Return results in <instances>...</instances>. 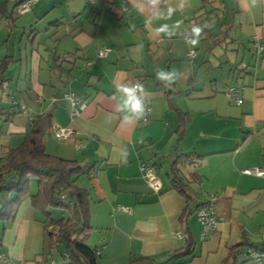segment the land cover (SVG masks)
Here are the masks:
<instances>
[{"label":"crops","instance_id":"crops-1","mask_svg":"<svg viewBox=\"0 0 264 264\" xmlns=\"http://www.w3.org/2000/svg\"><path fill=\"white\" fill-rule=\"evenodd\" d=\"M22 1L0 0V64L5 62L0 109H25L2 124L0 154L20 143L34 116L50 113L52 127L74 129L66 140L46 138L44 150L83 167L78 185L88 194L91 229L82 240L99 251L96 264H128L142 257L156 264L229 263L230 250L243 237L264 250V175L245 173L264 170V0L256 5L252 0H159L155 7L147 0H36L19 14ZM203 10L228 22L230 42L211 52H205L208 40L201 41V34L193 47L192 28L207 25ZM156 12L162 18L152 19ZM163 24L170 36L156 31ZM131 39L146 45L143 57L126 53L130 46L138 49ZM254 39L262 45L258 55L250 49ZM96 44L110 52L91 66L87 61ZM165 47L176 50L166 60L158 53ZM151 48L155 53L149 56ZM217 48L232 56L215 55ZM198 50L200 68L191 62ZM60 53L71 54V61L60 60ZM178 60L189 61L186 74L168 88L156 72L172 70ZM125 84H141L147 91L137 93L149 109L145 122H125L118 112L126 97L117 88ZM228 87L238 90L239 106L227 96ZM69 91L85 104L73 118L65 99ZM182 155L200 157L194 168H183L198 177L188 211L170 183V166ZM141 164L154 169L158 192L143 179ZM208 199L217 224L203 238L195 211ZM188 242L190 254L168 261ZM51 257L43 219L27 197L10 219L0 221V264H45ZM235 264L249 263L240 258Z\"/></svg>","mask_w":264,"mask_h":264},{"label":"trees","instance_id":"trees-1","mask_svg":"<svg viewBox=\"0 0 264 264\" xmlns=\"http://www.w3.org/2000/svg\"><path fill=\"white\" fill-rule=\"evenodd\" d=\"M212 2L209 1V3ZM212 13L213 10H203L200 13L202 22L207 24L201 26L203 31L200 33L201 41L208 40L205 52H211L221 43L230 42L228 22L223 23L222 15ZM4 66L5 62H1L0 93L3 90L1 74ZM22 107L18 106L19 110L13 113H3L0 109V133L2 124L9 122L15 114L23 112ZM51 120L50 113L30 118L28 129L22 134L20 143L16 147L7 148L2 154L3 157L0 160L4 162L0 166V221L10 219L21 202L28 197L31 207L38 212L45 224L50 254L53 251L58 253V249L62 248L63 253L58 254L63 264L66 262L67 264H96L100 253L97 254V249H90L82 240L91 229L88 194L82 186L78 185L80 176L85 172L77 161L51 155L44 150L45 139L51 136L53 128ZM182 131V119H180L176 131L178 139L182 136ZM198 158L200 157L178 156L170 166L171 187L184 197L186 211L193 199L194 191L191 185L197 183L198 177L195 171L184 172L183 168L186 166L194 168L198 164ZM91 170L92 167L88 174ZM32 183L35 185L34 194L30 192ZM204 202L200 203L197 209ZM53 210H59L60 216L52 217ZM191 247V243H186V246L174 252L168 261H176L190 254ZM247 248L252 246L243 237L242 241L230 250L229 263L225 261L222 264H235L240 258L245 260L242 254ZM64 256L67 259L62 261ZM128 264L156 263L150 258L142 257L132 259ZM159 264H168V262Z\"/></svg>","mask_w":264,"mask_h":264},{"label":"built area","instance_id":"built-area-1","mask_svg":"<svg viewBox=\"0 0 264 264\" xmlns=\"http://www.w3.org/2000/svg\"><path fill=\"white\" fill-rule=\"evenodd\" d=\"M36 0H25L20 3L17 7V12L19 14H24L29 11L31 5ZM89 3H93L94 0H88ZM250 48L254 52V54L258 55L262 50V45L258 43L255 39L251 41ZM108 50L98 51L96 57L98 59H103L107 56ZM189 59L195 57V51L190 50L187 54ZM138 93V92H137ZM226 94L229 98L234 102L235 105L239 106L242 102L238 90L235 87H228L226 89ZM65 99L68 101L70 106V116L73 118L79 114L85 107V104L80 101V99L71 92L65 93ZM23 112L25 109L22 107ZM146 116L141 119L143 122L147 120V113L149 109L146 107ZM75 134V131L72 127H53L51 131V135L55 140L62 141L71 138ZM140 171L143 179L146 181L149 188L154 191L158 192L161 189V182L159 178L155 175L154 169L151 166L146 164L140 165ZM245 173H256L259 176L264 175V170H247ZM196 217L201 227V235L203 238L208 237L215 229L217 224V217L213 210V202L212 200L208 199L206 202L203 203L196 211ZM99 251L97 250V254ZM243 258L245 257L246 263L249 264H264V250H257L254 248H247L244 250L242 254ZM66 256L62 258V261L66 260ZM6 262V261H4ZM45 264H55V262L49 259Z\"/></svg>","mask_w":264,"mask_h":264},{"label":"clouds","instance_id":"clouds-1","mask_svg":"<svg viewBox=\"0 0 264 264\" xmlns=\"http://www.w3.org/2000/svg\"><path fill=\"white\" fill-rule=\"evenodd\" d=\"M147 3L155 7L159 0H147ZM253 5L257 4V0H252ZM169 10V15L171 14ZM162 15L158 12L153 14L152 19H160ZM151 23V20H149ZM158 33H166L169 36L171 33H168V26L166 24L161 25L157 30ZM203 31L201 27H193L192 32L197 37L193 40V47L196 46L199 42L200 33ZM182 73L176 69L172 70H157L156 79L163 82L166 87L171 88L172 85L182 77ZM117 92L123 94L126 99L123 100V103L117 108L118 112L121 113L122 119L125 122L131 123L135 120L143 119L146 116V105L137 95V92L147 93L141 84H125L117 88ZM67 264V262H66Z\"/></svg>","mask_w":264,"mask_h":264},{"label":"rangeland","instance_id":"rangeland-1","mask_svg":"<svg viewBox=\"0 0 264 264\" xmlns=\"http://www.w3.org/2000/svg\"><path fill=\"white\" fill-rule=\"evenodd\" d=\"M121 27V29H123L122 28V26H120ZM120 34L121 33H119V34H117V35H115L114 34V37H115V39L117 40V39H119V37L118 36H120ZM111 35V33H109L108 35H107V37H109ZM194 35V34H193ZM195 36V35H194ZM133 38V37H132ZM130 42V41H129ZM131 42H135V44L136 45H138V49H137V46H130L129 48H125V50H127V52L126 53H132L131 51H133L134 53H140V55H141V57H143V53H145L144 52V49H145V44L141 41V40H139V39H136V40H134V39H131ZM176 43H178V42H176ZM175 43V44H176ZM182 43V42H181ZM115 44V43H114ZM180 45V44H179ZM96 51H95V53H92L91 55H90V60H88L87 62L89 63V65H91V66H93V65H99L98 63L102 60V59H98L97 57H96V54L98 53V51H102V50H105V49H107L108 50V52H110V49L109 48H107V47H105L104 45H97L96 44ZM132 47V48H131ZM131 48V49H130ZM229 48H231V47H228V50H229ZM67 50V49H66ZM136 50V51H135ZM174 53L176 52V50H172ZM171 50H168L167 49V47H165V51H161V52H158V53H161V54H163L164 56H165V58H164V60H166V59H168L169 58V56H171L170 55V53H173ZM198 54H199V56L197 57V59L196 60H191V62L192 61H194V65L197 67V68H200V67H202V66H200V59H201V57H203V56H201V54L200 53H203L202 51H200V50H198V51H196ZM73 53V52H72ZM79 53V52H78ZM146 53H149V56H152L154 53H155V50H154V48H151L148 52H146ZM157 53V52H156ZM214 53H215V55H218V54H220V53H226V55H228V56H232V54H230L231 53V51H224V49L223 48H217L215 51H214ZM87 55V53H79V56L81 57H85ZM160 55V54H159ZM158 55V56H159ZM70 56H72L71 54H69V53H64L63 55H61V53H60V55H59V58H60V60H62V61H71V58H70ZM205 56H207V55H205ZM211 57V56H210ZM183 60V59H182ZM182 60H178L177 62H173L172 63V69H176V70H178V71H180L183 75H182V77L183 76H185V74H186V71H187V69L185 68L186 66H187V64L189 63V61L188 60H184V61H182ZM186 65V66H185ZM64 67H66V66H64ZM160 68V66L158 67V69ZM198 72V71H197ZM196 74V73H195ZM198 75V77L199 76H201L202 75V73H201V70L197 73ZM67 86V85H66ZM69 86H71V85H69ZM64 87H62V89H63ZM65 88H67V87H65ZM70 92V91H69ZM72 93V92H71ZM53 137V136H52ZM1 157H3V155H1L0 154V159H1ZM51 215H52V217H54V218H57V217H59L60 216V211L59 210H53V211H51ZM58 252H59V254H62L63 253V249L62 248H59L58 249ZM59 254L57 253V252H55V251H53L52 252V257L51 258H49V259H51V260H53L54 262H55V264H62L61 263V260H60V256H59Z\"/></svg>","mask_w":264,"mask_h":264}]
</instances>
